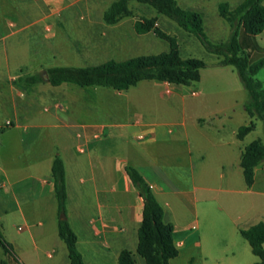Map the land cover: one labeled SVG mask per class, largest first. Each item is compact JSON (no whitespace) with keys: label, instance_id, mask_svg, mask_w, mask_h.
<instances>
[{"label":"crops","instance_id":"0c3cea01","mask_svg":"<svg viewBox=\"0 0 264 264\" xmlns=\"http://www.w3.org/2000/svg\"><path fill=\"white\" fill-rule=\"evenodd\" d=\"M194 1L199 8L210 2L217 7L219 3L226 2L229 8H234L242 0ZM72 2L0 0V83L4 80V74H7L8 80L5 82L10 85L11 91L14 89L11 79L19 69L21 56L24 55L22 45L17 42L19 38L15 35L22 29L21 24L24 21L28 25L44 22L48 14L58 13ZM261 3L264 6V0ZM28 6L35 8L38 14H45L34 19L26 11ZM225 27L224 34L227 36L230 27ZM9 39L12 41L8 46ZM238 39L250 57L264 56V26L256 34L246 33L243 28H239ZM223 40L217 39L216 42ZM218 60L219 57L213 64L219 69L233 67L218 65ZM254 77L264 87V65ZM66 84L51 85L43 81L28 85L38 90L45 89L49 94L47 100L51 101L54 100L56 89ZM18 95L17 91H12L5 101L0 97V226L5 240L12 248L10 253L0 248V264L3 261L5 264H71L66 246L57 232V205L51 175V163L56 153L64 163L67 219L77 235L76 246L86 264H117V255L125 248L122 242L128 233L134 234L136 247L135 235L141 220L143 202L124 171L125 164L136 167L150 184L155 197L164 206V216L166 206H169L165 197L167 194L173 193L185 208L179 220H166L173 224L172 239L178 250L174 257H178L182 251L185 253L182 264H253L259 260L240 230L264 221V161L254 168L251 185H246L243 175L242 178H227L224 193L212 195L205 200L196 195V187L172 192L151 154L156 147V140L165 134H172V128L155 126L144 140L146 142L141 141L140 144L133 141L137 145L136 154L139 157L127 156L125 159L120 147L122 137L128 135L130 128L123 118L108 113L110 125L107 137L120 143L111 148L104 142L86 153L76 154L75 136L62 130L56 115L51 112L41 115L35 109L31 114L21 113L19 101L24 103L26 97ZM43 99L44 95L37 92L33 98L34 106ZM7 118L13 124L5 125ZM177 124L184 130L183 137L186 138L188 153L191 154L185 117ZM194 124L202 128L199 129L201 133L204 132V126L195 120ZM241 124L233 127L235 137ZM143 125L134 123L139 128ZM223 127V124L214 122L208 126L213 137L212 146L218 153L236 143V140L225 138ZM244 147L237 148L239 160ZM79 148L80 145L77 146ZM68 158L75 166L74 174L68 172ZM128 159L130 163H127Z\"/></svg>","mask_w":264,"mask_h":264},{"label":"rangeland","instance_id":"374dc122","mask_svg":"<svg viewBox=\"0 0 264 264\" xmlns=\"http://www.w3.org/2000/svg\"><path fill=\"white\" fill-rule=\"evenodd\" d=\"M112 1L73 0L58 13L48 14L44 22L28 25L24 21L21 24L22 29L15 35L19 38L17 42L22 45L24 55L21 56L19 69L11 79L13 93L17 91L19 97H26L24 103L19 101L20 112L31 114L35 109L41 115L49 112L55 114L62 130L75 136L76 154L86 153L90 148L104 142L111 148L118 144L119 141L107 137L110 125L108 113L123 118L130 128L128 135L122 137L120 147L125 159L127 156L139 157L136 154L137 145L133 141L140 144L146 142L144 140L150 136L155 126L172 128V134H165L156 140V147L151 152L160 166L159 171L164 182L172 192L196 187V195L204 200L212 195L223 194L227 178H242L237 148H243L255 138L264 142L261 121L255 116L247 117L243 109L242 102L246 99L247 92L236 69L215 67L213 63L218 56L207 51L196 35L185 31L174 20L157 13L147 4L129 0L128 15L115 23H105L102 13ZM177 2L181 7L201 14L204 31L209 40H225L228 37L224 31L229 24L218 14L215 4L210 2L199 8L194 0ZM26 11L34 19L45 14H38L31 6ZM150 19H153L154 26L166 34L168 39L160 38L153 30L135 32L136 20ZM7 41L8 46L11 45L12 39ZM160 51H172L181 58L204 60L206 66L201 68L199 80L188 85L140 80L123 90L67 83L56 89L54 100L51 101L47 100L49 94L45 89H34L24 82V76L34 74L43 67L93 65L108 59L122 60ZM6 80L8 77L4 74V80L0 83L2 101L12 92ZM39 91L44 99L34 106L33 98ZM183 116L186 119L185 131L190 141L191 154L188 153L186 138L183 137L184 130L177 124ZM194 120L204 126L203 133L199 131L202 128L194 124ZM249 121L254 123L253 130L242 140H238L233 134V127ZM211 122L223 124L225 138L236 140V143L226 146L218 153L212 146L213 137L209 133L211 130H208ZM134 123L144 125L139 128ZM79 145L82 150L77 149ZM127 163H130L129 159ZM70 171L73 173L75 166L68 158V172ZM165 197L169 206H166L164 219L179 220L185 208L173 193ZM133 235H126L122 242L125 246L123 249L133 253L135 264H145L144 259L133 250ZM184 254L182 251L178 257L170 259L171 264H182Z\"/></svg>","mask_w":264,"mask_h":264},{"label":"trees","instance_id":"16d2710c","mask_svg":"<svg viewBox=\"0 0 264 264\" xmlns=\"http://www.w3.org/2000/svg\"><path fill=\"white\" fill-rule=\"evenodd\" d=\"M129 0H113L102 13L105 23L112 24L129 14ZM151 6L157 13L174 20L182 29L197 36L207 51L219 57L218 65L233 66L242 86L247 92L243 108L249 117L255 116L262 123L264 133V87L254 77L264 65V56L250 57L242 49L238 39L239 28L246 33L256 34L264 26V6L262 0H242L234 8L226 2L218 4V14L230 27L228 37L223 41L208 39L201 14L193 9L181 7L177 0H135ZM134 30L144 33L153 30L160 38L168 36L154 26L153 19L134 22ZM206 62L199 58H181L172 51H160L152 54H140L122 60L108 59L93 65H53L26 75L24 82H48L51 85L72 83L78 86H102L115 90L127 89L140 80L167 81L173 84L188 85L200 78V69ZM254 123L241 124L236 130V137L242 139L253 130ZM264 161V142L255 138L245 145L240 155L239 164L246 185L253 182L254 168ZM124 171L142 198L141 220L137 228L135 253L144 259L145 264H169V259L177 255V248L172 239L173 224L164 219V208L155 197L150 184L140 171L130 165H124ZM53 189L57 205V232L64 242L67 257L71 264H86L79 252L77 235L70 226L66 214V185L63 159L55 154L51 163ZM240 234L248 241L251 250L259 257L253 264H264V221L241 229ZM0 248L5 253L11 252V244L5 240L0 226ZM2 264H5L3 261ZM117 264H135L133 253L121 249L117 255Z\"/></svg>","mask_w":264,"mask_h":264},{"label":"built area","instance_id":"2783aa9c","mask_svg":"<svg viewBox=\"0 0 264 264\" xmlns=\"http://www.w3.org/2000/svg\"><path fill=\"white\" fill-rule=\"evenodd\" d=\"M5 125H10V121L9 120H5ZM95 137H96V135H94ZM142 136H141V134L139 135V138H141ZM81 148H79V150H80ZM82 150V149H81Z\"/></svg>","mask_w":264,"mask_h":264}]
</instances>
